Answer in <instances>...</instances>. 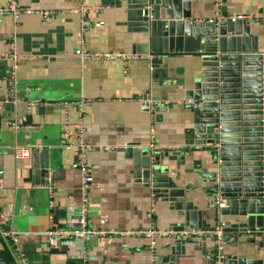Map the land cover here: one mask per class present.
<instances>
[{"label":"crops","instance_id":"0c3cea01","mask_svg":"<svg viewBox=\"0 0 264 264\" xmlns=\"http://www.w3.org/2000/svg\"><path fill=\"white\" fill-rule=\"evenodd\" d=\"M19 1L33 9L51 12L46 19L38 14L24 15L15 28L10 18L0 19V55L13 43L20 56L14 100L9 95L8 81L3 80L10 62L0 59V214L18 231L28 263L167 264L159 257L168 252L164 246L169 236L157 238L153 249L148 238L130 235L92 238L83 249L72 239H58L55 247H49L46 236L49 216L54 217V227H65L75 220L81 204L76 155L61 146L63 110L55 102L62 100L88 101L82 115L69 106L68 119L71 122L82 119L85 139L92 146L88 160L93 187L87 202L91 227L172 230L178 221L175 209L154 197L150 187L136 177L133 158L125 152L128 143L161 154L162 171L178 187L187 190L186 199L194 200L203 211L202 218L208 227L214 229L220 223L227 227L230 218L221 216L212 204L215 196L205 193L207 185L202 181L204 170L199 164V153L185 145L187 107L180 85L192 80L199 55L185 51L168 54L167 76L160 79L151 78L139 56L125 63L120 59L83 60L74 54L80 40L90 51L135 54L139 34L119 16L122 0ZM190 2L196 21L212 19L216 12L225 16L264 13V0ZM4 3L5 0H0V5ZM83 5L90 6L84 14L80 12ZM98 22L101 24L96 25ZM251 23L261 32L259 43H264V21ZM147 97L157 99L159 106H167L161 119L152 123L143 107ZM36 99L37 103L29 104ZM10 122H15L18 129H12ZM151 142L160 148L152 151ZM37 145L41 147L38 151H48L47 184L39 187L31 184V155L22 160L13 157L14 147ZM176 151L180 157L172 155ZM30 189L34 193L30 194ZM237 240H244V236L236 239L229 235V243L223 244L224 255L263 259L264 264L263 251L251 247L247 252L248 244H237ZM4 246L9 253L6 241L1 238L0 250ZM81 252L85 262L80 258ZM215 256L214 239L203 237L197 243L186 244L184 255L174 264H217Z\"/></svg>","mask_w":264,"mask_h":264},{"label":"water","instance_id":"95a60500","mask_svg":"<svg viewBox=\"0 0 264 264\" xmlns=\"http://www.w3.org/2000/svg\"><path fill=\"white\" fill-rule=\"evenodd\" d=\"M190 0H122L119 16L139 34L134 52L149 69L151 78L167 76L168 54L192 52L199 55L192 80L180 85L185 101L186 147L199 153L203 166L205 193L220 197L225 207L221 216L229 217L223 244L229 235L244 240L264 253V43L261 32L246 20L196 21ZM166 105L155 107L160 120ZM47 150L33 151V186L47 184ZM126 155L133 158L135 175L149 186L154 197L175 209L177 222L169 236L168 250L161 262L174 264L185 253V245L198 238L179 235L187 229L212 230L203 220V211L187 190L177 186L162 171L161 154L146 152L128 143ZM179 156V151L172 153ZM180 157V156H179ZM30 194L34 189H30ZM229 234V235H227ZM168 237V236H167ZM223 264H261L263 259H247L225 254Z\"/></svg>","mask_w":264,"mask_h":264},{"label":"built area","instance_id":"2783aa9c","mask_svg":"<svg viewBox=\"0 0 264 264\" xmlns=\"http://www.w3.org/2000/svg\"><path fill=\"white\" fill-rule=\"evenodd\" d=\"M90 10V6L83 5L80 8L81 13H85ZM51 12L33 9L31 7L25 6L20 3L19 0H5L3 5H0V19L10 18L14 24V28L17 27L19 20L24 15L38 14L42 16L43 19L48 18ZM230 19L231 21L236 20H246L249 22H259L264 21V13L260 15H244V14H233L225 16L222 13L216 12L212 19H208V23H218L220 20ZM101 23H96L99 25ZM74 54L83 60H113L120 59L124 63L128 60L137 58L136 54H127L123 52H111V51H90L85 48L84 41L80 40L77 49ZM0 59H5L10 62L6 67L5 76L3 80L8 81V87L10 91V98L15 99L16 95V70L19 64L20 56L18 55L16 48L13 43H10L9 49L0 55ZM38 100H34L29 104H35ZM88 103L87 99L80 98L74 101H57L55 104L60 106L63 110V121L61 123L60 140L61 146L73 151L76 155V166L80 172V190H81V204L79 205L78 214L74 221L69 223L65 227H54L53 226V216H49L50 227L46 231V236L48 239L49 247L53 248L56 246V241L58 239H72L79 243L81 249L84 248L85 242L92 238L97 237H107L110 235H130L135 237H145L149 239V247L153 249L156 243V239L159 237L175 236L178 235L176 231L173 230H160L154 227L148 228H137L128 230H115V229H99L91 227L87 220V202L89 199V191L93 187L91 167L88 160V154L92 148L91 144L86 141L84 126L82 119L78 118L75 121H70L68 119V107L73 106L78 115L83 114L84 105ZM159 101L153 97H147L143 100V107L150 114L151 123L155 116V107L159 106ZM152 126V124H151ZM10 127L14 130L18 129V125L15 122H10ZM151 130V129H150ZM153 135H151L152 137ZM40 146L33 147H14L13 157L15 160H22L29 158L33 151H38ZM160 147L155 143H150V149L158 150ZM39 187V186H37ZM50 192V190L48 189ZM213 206L217 212L220 208L225 207V202L220 197L215 196L213 199ZM51 205V204H50ZM152 212V210H150ZM150 212V213H151ZM224 226L220 223L212 230H194L186 229L179 232V235L188 236L192 235L198 239L203 237H212L214 239L215 250H216V261L217 264L221 263L224 256L223 250V240L225 236ZM0 238L6 241L7 247L9 249V254L12 259L13 264H29L24 252L22 251L19 244V233L15 230L8 219H4L2 214H0ZM80 258L85 262L86 258L81 252ZM2 264V263H1Z\"/></svg>","mask_w":264,"mask_h":264},{"label":"trees","instance_id":"16d2710c","mask_svg":"<svg viewBox=\"0 0 264 264\" xmlns=\"http://www.w3.org/2000/svg\"><path fill=\"white\" fill-rule=\"evenodd\" d=\"M0 242H1V238H0ZM13 264L12 263V259L9 255V253L7 252L6 247L4 246L3 249L0 250V264Z\"/></svg>","mask_w":264,"mask_h":264}]
</instances>
